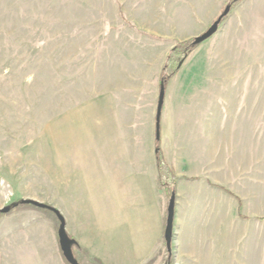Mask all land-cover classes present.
Instances as JSON below:
<instances>
[{"label":"rangeland","instance_id":"1","mask_svg":"<svg viewBox=\"0 0 264 264\" xmlns=\"http://www.w3.org/2000/svg\"><path fill=\"white\" fill-rule=\"evenodd\" d=\"M226 6L164 76L157 141L167 55ZM157 146L176 178L208 177L223 202L214 264H264V0H0V209L54 206L81 263L122 264L97 213L112 166L132 165L134 191L152 192ZM57 224L27 205L0 214V264H68ZM159 244L147 264H162ZM172 246L173 264H190Z\"/></svg>","mask_w":264,"mask_h":264},{"label":"crops","instance_id":"2","mask_svg":"<svg viewBox=\"0 0 264 264\" xmlns=\"http://www.w3.org/2000/svg\"><path fill=\"white\" fill-rule=\"evenodd\" d=\"M150 168L148 178L152 192L146 190L137 194L138 191H134V167L112 166L111 197L106 200L110 206L107 211L96 214L103 220L100 228L105 229L112 240L116 239L110 250L116 252L114 257L122 264H147L155 253L159 255L160 252L159 241L162 244L166 210L160 201L158 203L163 190L158 185L156 163ZM209 180L206 176L184 179L178 175L174 185L172 241L176 246L175 256L190 264H214L216 245L222 254L220 241H223L225 231L220 233L222 239H217L215 229L226 228L223 202L216 200ZM183 186L190 188L183 191ZM75 241L82 248L79 241Z\"/></svg>","mask_w":264,"mask_h":264},{"label":"trees","instance_id":"3","mask_svg":"<svg viewBox=\"0 0 264 264\" xmlns=\"http://www.w3.org/2000/svg\"><path fill=\"white\" fill-rule=\"evenodd\" d=\"M230 1L237 2L239 0H230ZM224 17H225V15L222 17L221 21L219 22L218 27H219V25L222 22ZM193 39L194 38L186 40V41L176 42L175 45L172 47L171 51L167 55L166 61H165L163 68H162V73L160 76V87L163 86V82L166 79V78H164V76L170 77V76L174 75L178 71L179 63L183 60V58H185L187 55H189L194 50L195 47H197L199 44L202 43L201 42L197 45H193L192 44ZM156 140L159 141V130H158V137H157V132H156ZM155 159H156L155 162H156V167H157V171H158V185L163 191H165V190L167 191V196H168L167 202H168L170 199V196L172 194H174V186H173L172 182L175 181L176 177H175L173 169H171L169 166H167L165 164V162L161 156V153L159 151L158 146L155 148ZM22 205L35 207L34 205H31V204H20L19 200H17L14 202L13 205L10 206V209L8 212H11L12 210H14V209H16ZM35 208L40 209V210H44V211H48L49 213H51L55 217V219L57 220V223H58L57 226L59 225V221H58L54 212L49 211L47 209L38 208V207H35ZM0 214H3V213L0 212ZM165 220H166V216H165ZM164 227H165V223H164ZM172 236H173V231H172ZM69 238L73 239V237H71L70 235H69ZM163 242H164V250H163V262H162V264H173V261H172L173 260L172 259V255H173L172 239H171V244H170L169 250H167V248L165 246L164 237H163ZM75 248H80V246L74 240L73 243L71 244V250H72L73 256L79 264H83L80 262L79 255L75 252ZM95 264H101V263L98 261H95Z\"/></svg>","mask_w":264,"mask_h":264},{"label":"water","instance_id":"4","mask_svg":"<svg viewBox=\"0 0 264 264\" xmlns=\"http://www.w3.org/2000/svg\"><path fill=\"white\" fill-rule=\"evenodd\" d=\"M228 10H229V6H226L223 12L217 17V19L210 25V27L204 33L194 37L192 44L197 45L203 42L205 39L212 36L217 31L219 22L221 21L222 17L227 14ZM180 64L181 62L179 63V66ZM163 97H164V88L163 86H161L160 91H159V96H158L157 112H156L157 137H158V130H159V114H160V109H161V105L163 102ZM19 203L20 204H31V205H34L35 207L47 209L55 213L59 221V225L57 228V237H58V243H59V247L62 252V255L69 264H79L77 260L74 258L72 250H71V244L73 243L74 239H70L68 234L66 233L65 220H64L63 215L58 211V209L55 208L54 206H51L49 204L39 202L33 199H21ZM10 206L1 208L0 212L1 213L8 212L10 209ZM173 215H174V194L170 196V199L168 201L165 227H164V232H163V237L165 240V246L167 250L170 249V244H171V239H172Z\"/></svg>","mask_w":264,"mask_h":264}]
</instances>
